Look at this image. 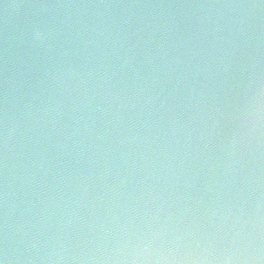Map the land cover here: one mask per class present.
Listing matches in <instances>:
<instances>
[{"label":"water","instance_id":"obj_1","mask_svg":"<svg viewBox=\"0 0 264 264\" xmlns=\"http://www.w3.org/2000/svg\"><path fill=\"white\" fill-rule=\"evenodd\" d=\"M0 261L264 264V0H0Z\"/></svg>","mask_w":264,"mask_h":264},{"label":"clouds","instance_id":"obj_2","mask_svg":"<svg viewBox=\"0 0 264 264\" xmlns=\"http://www.w3.org/2000/svg\"><path fill=\"white\" fill-rule=\"evenodd\" d=\"M34 38H35L36 40H43V38H44V34H43L42 32H40V31H37V32L35 33Z\"/></svg>","mask_w":264,"mask_h":264},{"label":"snow or ice","instance_id":"obj_3","mask_svg":"<svg viewBox=\"0 0 264 264\" xmlns=\"http://www.w3.org/2000/svg\"><path fill=\"white\" fill-rule=\"evenodd\" d=\"M0 264H3V262H2V261H0Z\"/></svg>","mask_w":264,"mask_h":264}]
</instances>
